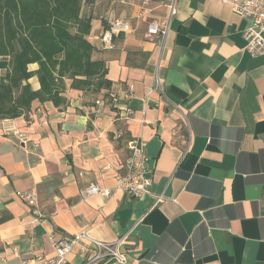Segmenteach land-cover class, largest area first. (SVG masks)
I'll list each match as a JSON object with an SVG mask.
<instances>
[{"label":"crops","instance_id":"obj_1","mask_svg":"<svg viewBox=\"0 0 264 264\" xmlns=\"http://www.w3.org/2000/svg\"><path fill=\"white\" fill-rule=\"evenodd\" d=\"M144 1L84 7L109 89L67 79L66 105L34 100L27 116L0 120V264L51 256V234L81 230L121 239L127 264H264V56L245 49L248 20L221 0H179L166 36H148V24L170 12L162 0ZM116 19L130 29L106 48L105 24ZM29 82L40 88L37 76ZM110 92L117 106L105 100ZM125 107L131 117L119 118ZM131 138L145 143L152 179L140 197L120 186ZM91 184L110 194H82ZM30 189L39 220L19 195ZM94 252L76 247L67 264Z\"/></svg>","mask_w":264,"mask_h":264},{"label":"trees","instance_id":"obj_2","mask_svg":"<svg viewBox=\"0 0 264 264\" xmlns=\"http://www.w3.org/2000/svg\"><path fill=\"white\" fill-rule=\"evenodd\" d=\"M94 1L0 0V120L27 116L34 100L66 105L67 79L72 88L95 93L111 87L88 38L92 15L84 7Z\"/></svg>","mask_w":264,"mask_h":264},{"label":"built area","instance_id":"obj_3","mask_svg":"<svg viewBox=\"0 0 264 264\" xmlns=\"http://www.w3.org/2000/svg\"><path fill=\"white\" fill-rule=\"evenodd\" d=\"M179 0H162L169 7V18L163 22L151 21L148 24L147 35L153 36L162 34L166 36L170 29V19L175 13ZM229 4L235 11L248 20V25L244 30L246 40L245 49L253 57L264 56V0H221ZM146 2V0L144 1ZM130 29L129 21L126 19H116L105 27L101 39L106 48L114 47L113 37L120 32H127ZM156 86L160 88L159 74L156 75ZM151 90V89H150ZM128 98L133 96V92L123 90ZM114 106L119 102V95L115 92L108 94L105 99ZM104 99L96 100V104L101 106ZM133 111L125 107L118 112V117L127 119L131 117ZM122 132L118 133L120 137ZM127 146L131 152L126 162V173L120 178V186L136 197L150 191L152 184L151 177L148 176V157L145 152V143L138 138H131L127 141ZM82 194L90 195L100 193L103 196L110 194L109 190H102L96 184H91L81 190ZM20 198L31 207V212L36 219L44 217L38 205V198L35 189L20 192ZM53 246V255L45 256L36 254L31 258H23L20 264H67L69 254L78 248L82 256H86L91 245L95 247L94 255L86 259L84 264L106 260L115 261L119 264H127L128 256L120 250L121 239L113 242H105L92 238L86 230H81L71 236L57 238L54 234L49 237Z\"/></svg>","mask_w":264,"mask_h":264}]
</instances>
